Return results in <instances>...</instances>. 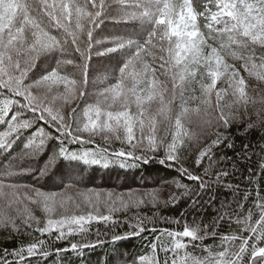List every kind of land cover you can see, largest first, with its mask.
I'll list each match as a JSON object with an SVG mask.
<instances>
[{"label":"trees","instance_id":"obj_1","mask_svg":"<svg viewBox=\"0 0 264 264\" xmlns=\"http://www.w3.org/2000/svg\"><path fill=\"white\" fill-rule=\"evenodd\" d=\"M218 1L0 0V264H264V0Z\"/></svg>","mask_w":264,"mask_h":264},{"label":"rangeland","instance_id":"obj_2","mask_svg":"<svg viewBox=\"0 0 264 264\" xmlns=\"http://www.w3.org/2000/svg\"><path fill=\"white\" fill-rule=\"evenodd\" d=\"M245 0H219L216 7V10H214L211 13L209 22L212 24H215L217 22L218 18H228L229 20H232V16H239L240 15V22L242 24L237 25H243L242 27L248 28L251 24L247 19L249 17H245L244 15L249 13V5L245 3ZM244 16V17H243ZM196 15L193 13L189 8H185L179 12L176 13L175 18L173 20H170L169 25V31L172 36L178 37L179 39L186 37L188 40H191L195 36V32L190 29V21H193L195 19ZM253 19V16L250 17ZM237 21V20H236ZM184 48V46H182ZM103 69L106 67L101 66ZM222 68H219V72L215 71L212 72V79H213V93L215 97H218V91L221 88V85H217V80L219 75H221ZM69 178H78V176L73 175L72 173L69 174ZM80 178V177H79ZM117 184L120 185L119 181H117ZM104 211H108L105 209H102Z\"/></svg>","mask_w":264,"mask_h":264},{"label":"water","instance_id":"obj_3","mask_svg":"<svg viewBox=\"0 0 264 264\" xmlns=\"http://www.w3.org/2000/svg\"><path fill=\"white\" fill-rule=\"evenodd\" d=\"M255 255H257V254H255Z\"/></svg>","mask_w":264,"mask_h":264}]
</instances>
